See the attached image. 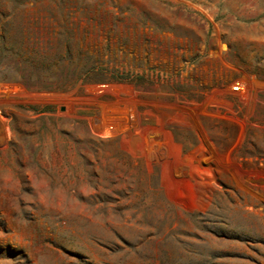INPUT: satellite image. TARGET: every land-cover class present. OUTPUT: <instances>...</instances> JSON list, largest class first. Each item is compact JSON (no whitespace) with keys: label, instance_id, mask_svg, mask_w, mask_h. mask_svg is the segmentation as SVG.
Returning <instances> with one entry per match:
<instances>
[{"label":"rangeland","instance_id":"obj_1","mask_svg":"<svg viewBox=\"0 0 264 264\" xmlns=\"http://www.w3.org/2000/svg\"><path fill=\"white\" fill-rule=\"evenodd\" d=\"M0 264H264V0H0Z\"/></svg>","mask_w":264,"mask_h":264},{"label":"trees","instance_id":"obj_2","mask_svg":"<svg viewBox=\"0 0 264 264\" xmlns=\"http://www.w3.org/2000/svg\"><path fill=\"white\" fill-rule=\"evenodd\" d=\"M10 58V48L6 45L4 38H0V63L8 61Z\"/></svg>","mask_w":264,"mask_h":264}]
</instances>
